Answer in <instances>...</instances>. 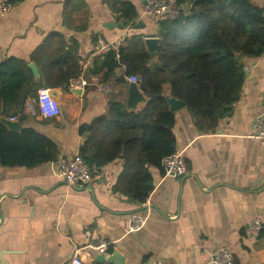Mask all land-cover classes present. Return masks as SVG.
I'll return each instance as SVG.
<instances>
[{"label":"crops","instance_id":"0c3cea01","mask_svg":"<svg viewBox=\"0 0 264 264\" xmlns=\"http://www.w3.org/2000/svg\"><path fill=\"white\" fill-rule=\"evenodd\" d=\"M123 1L136 7L135 25L142 23L141 29L124 26L106 0H23L0 15V64L11 57L29 61L38 69L39 81L31 57L58 33L68 46H79L80 75L87 82L82 94L71 87L51 91L59 94L61 114L56 118L42 119L35 100L26 104L34 119L25 126L49 138L58 154L37 167L0 166V264H71L78 256L84 264H99V252L89 247L93 241L107 243L110 255L117 250L123 264H207L220 247L238 264H264V237L249 231L250 223L260 219L264 234V144L251 138L255 118L264 114V56L242 59L245 82L239 101L213 131L198 130L185 106L175 111L173 134L187 172L170 177L151 168L153 190L144 203L114 191L124 172L122 159L94 170L84 190L69 188L59 176L60 159L81 155L91 135L81 129L106 116L112 102L127 108L130 83H101L102 75L95 71L99 62L132 38H158L157 19L143 16V0ZM251 1L264 9V0ZM180 7L188 12L192 4L183 0ZM111 23L124 29L108 28ZM102 44L110 46L107 53ZM124 72L117 69L115 78ZM103 84L111 87L109 93L97 91ZM13 110L0 105V119L18 122ZM111 135L106 133L104 145Z\"/></svg>","mask_w":264,"mask_h":264},{"label":"trees","instance_id":"16d2710c","mask_svg":"<svg viewBox=\"0 0 264 264\" xmlns=\"http://www.w3.org/2000/svg\"><path fill=\"white\" fill-rule=\"evenodd\" d=\"M189 2L191 9L181 11L177 19H157L160 44L156 61L144 40L136 37L121 46L118 53H107L95 70L102 75L101 83L126 85L124 76L140 77V90L149 99L140 111H129L125 103L112 102L106 116L81 129V134L91 133L81 148V156L91 169L99 171L122 159L124 172L114 191L132 202L146 201L153 190L150 169L162 170L163 159L177 152L175 112L170 110L167 94L185 104L198 130L213 131L239 101L245 82L242 59L264 56V9L251 0ZM106 3L121 14L124 26H136L138 13L132 3ZM78 48L68 46L58 33L49 36L30 60L40 70L39 81L29 61L11 57L0 64V105L13 108V116L21 125L20 132L15 133L0 122V166L32 168L57 159L56 145L25 126L34 119L25 107L29 100L38 99L41 89L68 92L71 80L82 71ZM236 54H240L239 60ZM119 68L125 69L120 79L115 78ZM108 132L112 135L104 145ZM128 168L134 170L129 172ZM262 233L260 237H264Z\"/></svg>","mask_w":264,"mask_h":264},{"label":"built area","instance_id":"2783aa9c","mask_svg":"<svg viewBox=\"0 0 264 264\" xmlns=\"http://www.w3.org/2000/svg\"><path fill=\"white\" fill-rule=\"evenodd\" d=\"M180 0H143V16L146 18H154L159 21H173L180 16L182 11ZM13 8L11 0H0V15H7ZM110 50L109 45L102 44L101 51L107 53ZM86 67V66H85ZM248 71V68H245ZM125 80L129 83H140L138 76H125ZM87 82L82 75L71 81L70 87L73 90L84 89ZM98 92L105 94L111 91V87L107 84L99 85ZM36 106L39 116L42 119H53L61 114L60 102L51 95L50 89H41L38 91V99ZM11 121H15L14 118ZM251 138L258 140L264 144V114L257 116L253 122V133ZM162 170L166 176L176 177L185 175L187 172L186 163L182 153L176 152L168 156L162 161ZM58 174L64 180L69 188L86 189L93 180L94 170L91 169L84 161L81 155H75L71 159L62 158L59 161ZM142 226L140 221L135 223L136 229ZM263 229L262 221L254 219L249 225V231L259 236ZM89 247L100 255L108 257L110 255V247L105 242H91ZM71 264H84L80 256L75 257ZM143 264H162L159 261L146 262ZM207 264H235L233 254L226 248H217L211 255L210 262Z\"/></svg>","mask_w":264,"mask_h":264},{"label":"water","instance_id":"95a60500","mask_svg":"<svg viewBox=\"0 0 264 264\" xmlns=\"http://www.w3.org/2000/svg\"><path fill=\"white\" fill-rule=\"evenodd\" d=\"M108 28L118 27L119 29L123 30V26H119L116 23H111L107 25ZM143 27V24L140 23L137 26L134 27L135 30L141 29ZM146 49L149 53V55L156 61L157 60V50L160 44L159 38H147L144 41ZM240 59V54H236V60ZM29 67L32 69L33 74L36 79L39 78V72L38 69L34 64H30ZM77 94H82L83 90H75ZM52 97H54L56 100L59 101L58 97L59 94L57 92H51ZM166 100L170 106V110L175 112L185 106V104L182 101H179L171 96H166ZM147 102L146 97L143 95V93L140 91L138 84L136 83H130L129 86V93H128V99H127V109L130 111H135L138 109L140 104H144ZM0 122L4 124L10 131L18 133L20 130V124L18 122H13L5 117H1ZM97 262L99 264H123V258L120 255V253L117 250H114L112 254L108 257L99 255L97 257Z\"/></svg>","mask_w":264,"mask_h":264},{"label":"rangeland","instance_id":"374dc122","mask_svg":"<svg viewBox=\"0 0 264 264\" xmlns=\"http://www.w3.org/2000/svg\"><path fill=\"white\" fill-rule=\"evenodd\" d=\"M32 102H33V100H32ZM32 107L34 108V110L36 109L35 103H32Z\"/></svg>","mask_w":264,"mask_h":264}]
</instances>
